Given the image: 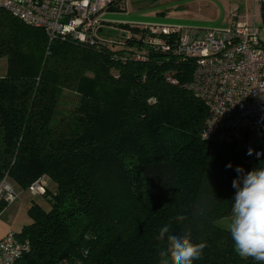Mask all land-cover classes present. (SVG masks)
Wrapping results in <instances>:
<instances>
[{"label":"trees","instance_id":"trees-1","mask_svg":"<svg viewBox=\"0 0 264 264\" xmlns=\"http://www.w3.org/2000/svg\"><path fill=\"white\" fill-rule=\"evenodd\" d=\"M114 28L140 37L49 40L0 8V181L20 191L41 177L54 185L41 194L48 208L32 200L30 222L13 232L29 246L18 264H159L166 224L206 242L193 264H264L240 257L217 224L232 214L233 180L264 167V155L202 137L207 107L187 87L195 61L178 54L175 35L163 51L143 30ZM63 90L78 101L52 123Z\"/></svg>","mask_w":264,"mask_h":264},{"label":"built area","instance_id":"built-area-1","mask_svg":"<svg viewBox=\"0 0 264 264\" xmlns=\"http://www.w3.org/2000/svg\"><path fill=\"white\" fill-rule=\"evenodd\" d=\"M126 0H0L23 23L44 29L49 40L70 39L92 44L106 40L105 34L140 37L130 29H106L103 15ZM143 30L142 37L151 47L168 51L166 38L176 36V51L192 58L195 70L187 87L207 107L202 137L241 147L254 158L264 155V45L258 28L245 20H236L227 28L200 29L183 26L130 24ZM113 31V30H111ZM121 43V41L119 40ZM104 43V41L102 42ZM142 60L141 55H135ZM171 84L176 80L167 77ZM45 177L33 182L32 195L45 192ZM19 192L4 176L0 181V203H15ZM27 242L9 231L0 239V264H18L28 251Z\"/></svg>","mask_w":264,"mask_h":264},{"label":"clouds","instance_id":"clouds-1","mask_svg":"<svg viewBox=\"0 0 264 264\" xmlns=\"http://www.w3.org/2000/svg\"><path fill=\"white\" fill-rule=\"evenodd\" d=\"M227 167H232L229 163ZM237 173H244L237 166ZM236 189L232 203V219L229 226L234 249L242 258L252 257L264 262V167L243 174L233 180ZM177 221L184 220L178 216ZM170 225H164L157 239L163 247L159 252V264H193L201 258L206 242H194L190 230L183 234H169Z\"/></svg>","mask_w":264,"mask_h":264},{"label":"rangeland","instance_id":"rangeland-1","mask_svg":"<svg viewBox=\"0 0 264 264\" xmlns=\"http://www.w3.org/2000/svg\"><path fill=\"white\" fill-rule=\"evenodd\" d=\"M140 1V0H138ZM158 0H144V3L154 4ZM192 0H160L158 5H165L167 3L188 2ZM212 3L208 8L207 2L198 4V8L194 10L193 17L199 20L200 27L205 28H227L229 27L230 18L243 19L249 23L253 28H258L261 38H264V27L261 25L260 15L258 11L257 0H207ZM132 8V6H131ZM128 11V10H127ZM115 13V12H109ZM191 17V16H190ZM6 69L5 59L0 60V76L4 75ZM78 101V96L68 90L61 91L59 95V103L57 112L52 119V123L57 122L59 115H64L69 109L74 107ZM45 184L51 186L54 189V185L45 179ZM17 191H19L16 188ZM18 199L16 202L19 207L15 213V223L13 225V232L19 233L22 226L30 222L28 216V208L31 201L39 203L44 208H48V204L45 199L40 195H32L28 190L20 191L18 193ZM4 211V210H3ZM2 213V212H1ZM0 213V214H1ZM232 214L221 220L217 221V224L223 228L229 229Z\"/></svg>","mask_w":264,"mask_h":264},{"label":"crops","instance_id":"crops-1","mask_svg":"<svg viewBox=\"0 0 264 264\" xmlns=\"http://www.w3.org/2000/svg\"><path fill=\"white\" fill-rule=\"evenodd\" d=\"M159 1L160 0L150 5L149 3H144V0H126L124 9L122 11H107L103 15L106 29L110 32L116 33V31H114L116 30L114 26L117 24H150L160 26H183L209 29L200 27L199 20L193 17V15L195 14L194 10L198 8V4L207 2V8L212 5V3H209L207 0H192L188 2L167 3L160 6L158 5ZM109 12L115 13L112 14ZM236 20L239 19L230 18L229 25H231V23ZM18 192H20V190ZM17 203L18 202H15L11 205L6 206L4 211H2V213L0 214V239L9 231L13 232L15 213L17 208L19 207Z\"/></svg>","mask_w":264,"mask_h":264}]
</instances>
